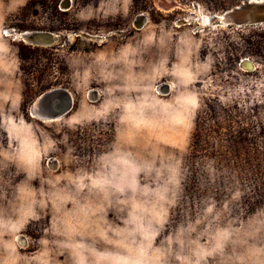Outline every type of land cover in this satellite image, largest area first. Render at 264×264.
<instances>
[{"label": "rangeland", "instance_id": "obj_1", "mask_svg": "<svg viewBox=\"0 0 264 264\" xmlns=\"http://www.w3.org/2000/svg\"><path fill=\"white\" fill-rule=\"evenodd\" d=\"M246 1L0 0V264H264V25L220 19Z\"/></svg>", "mask_w": 264, "mask_h": 264}, {"label": "water", "instance_id": "obj_2", "mask_svg": "<svg viewBox=\"0 0 264 264\" xmlns=\"http://www.w3.org/2000/svg\"><path fill=\"white\" fill-rule=\"evenodd\" d=\"M230 13L226 11L227 24L244 27V26H254L259 24H264V3L262 4H252L249 1H246L245 4L237 6L229 10ZM141 23L139 27H141ZM36 44H43L39 41H34ZM54 97L58 105L54 108L52 107H42L43 102L50 98ZM73 96L67 90L58 89L52 90L42 94L37 100V110L42 111L46 115H51V118H61L67 115L73 108ZM42 104V105H41Z\"/></svg>", "mask_w": 264, "mask_h": 264}, {"label": "bare ground", "instance_id": "obj_3", "mask_svg": "<svg viewBox=\"0 0 264 264\" xmlns=\"http://www.w3.org/2000/svg\"><path fill=\"white\" fill-rule=\"evenodd\" d=\"M250 3L252 4H262L264 3V1H261V2H257V1H249ZM169 6H167L168 8ZM172 8H173V5H172ZM228 13H230V11H227ZM223 23L226 25V26H230V24H227V16L226 14L224 15V17L220 18ZM145 22L141 20V25H143ZM259 25H264V24H259ZM142 27V26H141ZM8 31V30H7ZM10 32V31H9ZM7 33V32H6ZM31 33H27V35H30ZM8 35V34H7ZM252 66L250 63H245V69L247 70H251ZM170 89V88H169ZM29 115L30 117L34 118V119H37V120H40V121H56L58 120L59 118H51V115H46L45 113H43L42 111L40 110H37V107L34 106L30 112H29ZM20 237V236H19ZM23 241V240H22ZM21 242V241H20ZM25 242V241H24Z\"/></svg>", "mask_w": 264, "mask_h": 264}]
</instances>
